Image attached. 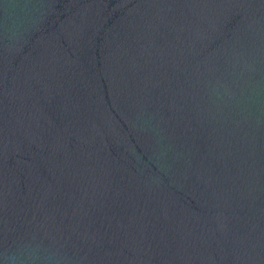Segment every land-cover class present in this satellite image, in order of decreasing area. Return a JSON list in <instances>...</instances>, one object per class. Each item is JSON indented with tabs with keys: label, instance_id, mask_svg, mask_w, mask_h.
<instances>
[{
	"label": "water",
	"instance_id": "obj_1",
	"mask_svg": "<svg viewBox=\"0 0 264 264\" xmlns=\"http://www.w3.org/2000/svg\"><path fill=\"white\" fill-rule=\"evenodd\" d=\"M0 264H264V0H0Z\"/></svg>",
	"mask_w": 264,
	"mask_h": 264
}]
</instances>
